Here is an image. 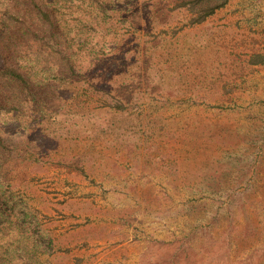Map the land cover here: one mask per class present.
Wrapping results in <instances>:
<instances>
[{
    "label": "rangeland",
    "instance_id": "obj_1",
    "mask_svg": "<svg viewBox=\"0 0 264 264\" xmlns=\"http://www.w3.org/2000/svg\"><path fill=\"white\" fill-rule=\"evenodd\" d=\"M180 1L44 2L78 68L8 131L13 264H264V0Z\"/></svg>",
    "mask_w": 264,
    "mask_h": 264
},
{
    "label": "trees",
    "instance_id": "obj_2",
    "mask_svg": "<svg viewBox=\"0 0 264 264\" xmlns=\"http://www.w3.org/2000/svg\"><path fill=\"white\" fill-rule=\"evenodd\" d=\"M44 2L46 0H30L31 7L27 11L23 9L25 0H0V109L6 110V114L16 110L12 115H5L7 119L4 121L0 119V233L5 229L18 232L25 229L22 227L25 224L21 223L24 217L15 212V205L18 204L13 198L15 188L8 184L6 173L10 155L6 152L10 149L8 131L13 126L22 128L19 114L26 109L24 106L30 105L29 108L35 110L34 106H41V102L46 100L47 77L38 76L40 70L77 74L78 65L68 39L69 34L59 31L57 26L55 28V12L44 7ZM229 2L181 0L178 6L191 14L192 23H202ZM26 19L31 20V26L27 25ZM31 35L37 36L39 40L33 37L29 42L27 39ZM263 59L264 55L254 54L250 62H263ZM22 135L19 133L16 137ZM14 242L16 247L7 246L0 240V264H13L17 258H34L30 253L39 251L37 240L31 250L30 247L17 246L20 239ZM33 261L29 259L28 263L32 264Z\"/></svg>",
    "mask_w": 264,
    "mask_h": 264
}]
</instances>
